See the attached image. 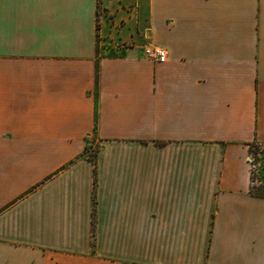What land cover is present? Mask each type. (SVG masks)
Returning <instances> with one entry per match:
<instances>
[{
    "label": "crops",
    "instance_id": "obj_1",
    "mask_svg": "<svg viewBox=\"0 0 264 264\" xmlns=\"http://www.w3.org/2000/svg\"><path fill=\"white\" fill-rule=\"evenodd\" d=\"M254 142L264 0H0V264H264Z\"/></svg>",
    "mask_w": 264,
    "mask_h": 264
},
{
    "label": "rangeland",
    "instance_id": "obj_2",
    "mask_svg": "<svg viewBox=\"0 0 264 264\" xmlns=\"http://www.w3.org/2000/svg\"><path fill=\"white\" fill-rule=\"evenodd\" d=\"M112 53H115L114 51ZM117 53V52H116ZM257 150L256 146H253V151ZM258 154L254 152L252 154V161L254 166L252 167V190L255 193H262L264 191V145H259L257 150ZM97 148H93L89 155L95 158Z\"/></svg>",
    "mask_w": 264,
    "mask_h": 264
},
{
    "label": "built area",
    "instance_id": "obj_3",
    "mask_svg": "<svg viewBox=\"0 0 264 264\" xmlns=\"http://www.w3.org/2000/svg\"><path fill=\"white\" fill-rule=\"evenodd\" d=\"M143 53L154 59V60H164L167 56L166 50L164 48H160L158 46H154L152 44H145L143 47ZM251 161H252V154H251ZM254 163L252 161V167Z\"/></svg>",
    "mask_w": 264,
    "mask_h": 264
},
{
    "label": "trees",
    "instance_id": "obj_4",
    "mask_svg": "<svg viewBox=\"0 0 264 264\" xmlns=\"http://www.w3.org/2000/svg\"><path fill=\"white\" fill-rule=\"evenodd\" d=\"M259 145H260L259 143H255V142L250 144V146H251V147H250V152H251V154H253V152H254L256 155L258 154V151H257V150L259 149ZM253 146H256V147H257V150H256V151H255V150L253 151ZM90 158H91V160H93L94 162L96 161L95 158H92L91 156H90ZM251 190H252V189H251ZM252 193H253V194H257V195H262V194H263V192H262V193H255L253 190H252ZM93 215H94L93 224H94V226H95V222H96V209H94V211H93Z\"/></svg>",
    "mask_w": 264,
    "mask_h": 264
}]
</instances>
